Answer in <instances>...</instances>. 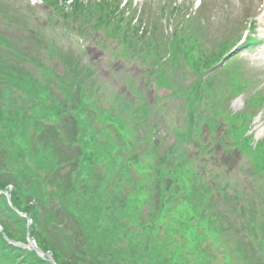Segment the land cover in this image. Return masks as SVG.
I'll return each mask as SVG.
<instances>
[{"label": "rangeland", "instance_id": "rangeland-1", "mask_svg": "<svg viewBox=\"0 0 264 264\" xmlns=\"http://www.w3.org/2000/svg\"><path fill=\"white\" fill-rule=\"evenodd\" d=\"M99 1L103 2V0ZM194 1L178 0V2H183L186 5H190ZM196 1L199 3L200 0ZM205 1L210 4L211 9L201 20L205 22V27L209 30L211 36L214 35L219 38V32L222 29L224 21L222 18L225 15L231 16L232 19L230 18V24L224 31L230 33L232 29H238L241 32L244 29L245 23L241 21L243 19V0L239 2L234 0L219 1L218 5L222 4L225 6L224 11L214 8L215 5L217 7L216 1L218 0H203V2ZM90 2H93V0H82L84 6ZM150 2L148 1L142 6L136 0H131L130 6H127V10L131 14L135 13L137 18L140 15V19L142 20L145 17H157L155 12L157 11V15H160L159 8L165 7L169 3V0H150ZM247 2L253 4L255 9L262 8L264 5V1L258 3L257 0H247ZM140 11L142 12L140 13ZM185 11L181 10L183 14H188ZM259 15H253L256 17V31H260L262 27L260 25L261 15ZM211 16L212 18H210ZM161 18L164 20V23L159 21L163 33H161L162 35L156 34L161 38H168L181 26V13L171 15L167 10V13L161 14ZM81 22L82 20L72 21L70 18H64L62 14L60 15L50 7H46L44 0H0V87L3 89L8 86L6 91L7 98L4 102V97L0 95V109L1 105L5 104V102L9 101L13 103L14 101V109L12 107L11 111L17 110L20 106L25 111L30 110V105L25 98L22 99L19 93H13V85L8 83L7 78L2 77V73H6L8 76L7 72L10 69H17L21 75L30 76L32 79H29L30 81H34L42 88H45L43 79L36 81L32 77V71L37 72L38 70V72L42 73V70L38 68L39 66L54 70V73L56 74L57 72L58 76L65 74L62 72L66 70L70 71L72 66L69 63H74V67L77 65V72L88 74L87 78L91 79L92 85L90 83L84 87L85 82H72L74 80L68 78L62 82L63 84H60V90L53 92L54 98L65 100V92L69 88L77 86L78 89L83 88L82 92L78 91V94L86 95L92 103L97 105V109L107 110L110 115L112 114L123 120L126 125L123 129L124 137L128 141L141 143L139 151H144V155L139 158L136 169L139 173H145L138 178V181L146 179L149 177L153 165L158 163L164 155L163 148H168L174 139L171 127L174 130L185 127L184 116L186 108L183 104V99L173 97L172 94L175 92V83H181L183 87L190 86L193 83L190 80L192 77L187 78L185 76L183 79H177L176 82L172 81V83L165 81V84L159 87L155 80L156 75L149 73L154 66V59L148 55H136L137 53L132 52L133 50L131 49L127 51L126 46L122 43V38L118 39L116 36H112L113 29L111 27L95 30L93 28L96 26L95 22L89 25L82 24ZM183 23L185 24L186 22ZM167 26L168 28L165 29ZM214 26L219 28H214ZM211 41H208L209 45ZM48 42L51 48L50 52L46 49ZM24 44L25 47L23 46ZM55 50L58 54L61 53L62 63L58 60V55L53 54ZM18 52L23 53L24 57L18 58L14 56V53ZM240 52L238 48L234 49L233 53L235 56L232 59L239 55ZM245 60H247V63L243 62ZM237 62L244 68L245 72H250V69H253L254 72L259 73V76L263 79L264 86V64L261 65V62L253 55V52L244 53L237 59ZM187 72V69L178 68L175 75L179 76L181 73ZM218 83L221 84V81H218ZM50 84L51 86H56V81H50ZM260 89L261 87L257 91ZM226 93L228 96L232 94V92L227 91ZM228 98L220 96V100L218 101L220 102L219 107L222 115L227 113V110L232 114L246 111L250 113L249 110L243 111V109L249 108L247 107L249 106L247 100H243V98L232 100L230 98L228 101ZM215 105L214 102H209L208 107L204 111L207 117H211L209 109ZM93 115L98 116L99 113L97 111L92 112L89 118L92 119ZM159 119H161L162 125L159 128V133L161 132L159 138L164 139V142L158 141L156 145L157 149L155 152H152V146L146 142L153 130V124ZM142 120H146V122L143 123ZM92 126L95 130L101 129L99 122ZM201 131V135L198 137L197 135L194 136L197 139L193 145L179 144L177 147V152L181 156L184 154L183 159H185V164H187L186 174L193 181H196L199 175H201L202 179H206L204 184L209 187H223L224 185H221L218 181L216 183L213 181L208 182L209 175L212 173V176H214V173H217V179L220 182L229 183L232 190L238 192V196L228 203L222 212L218 213L222 220L226 218L228 222L235 223L236 226H228L224 228L223 233H217L219 235L218 240L227 241L235 251L241 249L243 258L239 264H264V173L253 174L251 166L252 158L241 155L230 144L226 126L222 127L219 124H214L210 127L207 124H202ZM111 132L110 139L119 146H115L116 148L107 152L103 158L122 148V139L116 135L114 130ZM252 133L254 143L264 137L263 111H260L254 117L252 121ZM95 139L104 142L100 136H97ZM124 142H126L125 139ZM196 143H203L205 146V154L203 156L200 155L202 162L200 161L201 159L196 160L197 155L194 152ZM3 166L4 164L0 161V167ZM1 172L5 175L9 174L7 171ZM38 174L40 179L45 180L47 177V173L43 175V172H38ZM89 176H91L89 179L92 186L88 190V194L92 195L93 198L91 201L86 202V204L93 203L99 206L95 200L100 198L101 191L99 190L106 187V182L109 180L111 174L106 175L103 173L102 167L94 166ZM126 179L128 177H125L124 181ZM150 179L151 177L148 180ZM37 181L36 179L35 183ZM202 184L203 182H197L199 187ZM50 186L54 189L53 185ZM31 190L32 187L27 188V191L30 193ZM244 194L247 195L246 199L251 206L249 209L251 210V220L247 224V227L245 213L241 210L245 205V197L242 198ZM122 195L120 192V196ZM227 195H230V193L227 192ZM122 199L126 201L123 196ZM145 200L146 198H143L141 203L144 204ZM57 202L53 199L55 205ZM238 204H241V208H238ZM48 205L51 206L49 203ZM179 207L178 213L183 217L196 216L197 211L193 213V210L188 208L186 203H183ZM146 210L147 208L142 207L137 217L133 214L126 216L125 211L120 212L117 209L111 213L113 214V218L118 221L117 225L121 226V230L115 237L113 245L117 249L115 251L118 256L128 259L124 264L137 263L138 249L135 248L130 253L133 249V245L130 242L132 239L137 238L139 226L143 222ZM241 227H243L242 230ZM254 233L258 234L257 237H263L260 244L256 242L257 237L255 240L252 236ZM46 234L50 236V233H47V231ZM159 234V237L163 236L162 232ZM24 243H27L25 237ZM168 251L171 253L174 251V248L170 246ZM169 258L170 256H167V259ZM189 261L191 264L190 259Z\"/></svg>", "mask_w": 264, "mask_h": 264}, {"label": "trees", "instance_id": "trees-1", "mask_svg": "<svg viewBox=\"0 0 264 264\" xmlns=\"http://www.w3.org/2000/svg\"><path fill=\"white\" fill-rule=\"evenodd\" d=\"M17 121L18 117L13 116V134L6 129L2 132L8 141L13 135V144H10L9 152L8 148L4 150L0 147V157L4 159L5 170L8 171L12 167L11 173L13 172V175L6 177L7 179L0 177V190H7L9 185H13V190L10 193L13 207L26 214H31L34 220L38 218L35 225L39 228H34V230L39 247L45 252L49 251L57 264L126 263L128 259L118 256L115 251L117 249L113 245L121 226L117 225L116 219L111 213L117 209L120 212L127 211L137 217L141 208L135 202L133 208H130L127 199L123 201L119 195L113 196L112 191L108 195L112 198L110 205L112 209L107 214L102 215L104 207L101 206V196L95 200L99 206L93 203L86 204L93 198L92 195L88 194L92 184L80 192L77 189L79 184L71 181V178L73 173L78 174L81 171L87 175V179L90 178L89 174L100 161L95 159V154L86 162L83 159L84 153L79 152L78 159L75 157L72 168L64 177L55 175L49 180L40 179L38 172H43V175L47 173V176L50 177L49 173L57 170L64 162H60L57 167L50 165L49 159L45 160L44 153L48 148L42 144L30 149L27 148V136L17 131ZM51 151L54 150L51 149ZM56 153L55 150L52 155L48 153V156H55ZM98 154L99 157V151ZM100 157L102 158V156ZM113 162L111 161L109 165L107 162L104 164L103 161L100 163L99 166L103 168L104 174ZM36 179L38 180L37 183H35ZM50 185H53L54 189ZM29 187H32L31 193L27 191ZM172 187V181L166 183L163 180L160 181L156 188V197L158 198L153 200L148 213L143 218L137 233L138 238L132 239L130 242L133 245L130 253L135 248L142 252V244H145L143 264H189V259L182 255L184 249H186L187 255L195 256L192 264L212 263L214 258L208 252L217 249L219 244L211 236L210 238L199 237L197 228L183 219L177 220L174 224L170 213L175 207H169L171 198L165 201L167 195L168 197L171 196ZM108 190L109 186H106L99 191L101 194L103 192L107 194ZM53 199L58 200L59 218L54 214V210H57L55 206L52 205L50 209L47 205V203L52 204ZM36 203L38 207H36ZM5 210L2 209L1 211L3 218L8 215V211ZM40 210L43 211L44 217L39 215ZM128 213L125 215H129ZM75 219L78 221L75 222ZM158 224L161 225L160 229L164 230L162 237H158V230H160L156 226ZM46 228L51 229L50 236L46 235ZM173 235L179 236L180 244L173 239ZM170 246L174 248L171 253L168 251ZM167 256L170 258L167 259Z\"/></svg>", "mask_w": 264, "mask_h": 264}]
</instances>
